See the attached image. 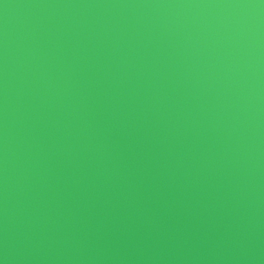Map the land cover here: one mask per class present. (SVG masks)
I'll return each instance as SVG.
<instances>
[{
    "label": "water",
    "instance_id": "1",
    "mask_svg": "<svg viewBox=\"0 0 264 264\" xmlns=\"http://www.w3.org/2000/svg\"><path fill=\"white\" fill-rule=\"evenodd\" d=\"M264 145V0H230Z\"/></svg>",
    "mask_w": 264,
    "mask_h": 264
}]
</instances>
